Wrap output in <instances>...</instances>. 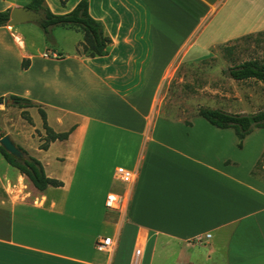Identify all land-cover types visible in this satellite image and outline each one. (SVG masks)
<instances>
[{
    "label": "crops",
    "instance_id": "0c3cea01",
    "mask_svg": "<svg viewBox=\"0 0 264 264\" xmlns=\"http://www.w3.org/2000/svg\"><path fill=\"white\" fill-rule=\"evenodd\" d=\"M30 1L0 0V10ZM79 1L45 5L67 13ZM87 1L111 38L103 55L80 53L71 30L59 58L19 25L0 27V96L32 102L0 104V128L63 182L40 190L0 152V264H264V181L252 173L264 145L247 159L229 128L156 117L176 60L198 61L215 21L220 35L263 31L264 0ZM40 109L67 138L41 147ZM118 166L136 171L132 187ZM112 191L130 194L125 217L106 208ZM100 235L116 238L112 252L96 249Z\"/></svg>",
    "mask_w": 264,
    "mask_h": 264
},
{
    "label": "rangeland",
    "instance_id": "374dc122",
    "mask_svg": "<svg viewBox=\"0 0 264 264\" xmlns=\"http://www.w3.org/2000/svg\"><path fill=\"white\" fill-rule=\"evenodd\" d=\"M254 23L255 21H252V24ZM219 24V21H215V29L211 34L213 36H205V49L200 53L203 55L198 61L187 62L182 60L181 56L176 60L174 75L160 88L156 117L204 125L209 122L198 114L200 107L219 108L234 113H252L264 108V84L261 81L254 78L235 80L227 73L229 67L245 60L258 59L264 62V30L233 37L220 35L217 29ZM19 27L26 29L23 32L29 44H34L39 51H46L51 56L54 52L62 54L61 50L64 48L65 52L70 50L67 31L71 30L73 40L78 42L83 39L82 29L71 26H53L48 37L39 24L24 23ZM12 28L14 27H9L10 30ZM248 29L249 25L245 27L244 22L237 34H244ZM193 38L196 40L197 37ZM42 39L45 42L40 43ZM213 43L216 45H212ZM79 51L82 53V47ZM226 131L235 134L233 128ZM237 141L239 147L242 143L244 145L239 148V155L247 159H258V151L264 145V128H256L245 142L240 141L238 137ZM253 175L264 181V153L254 167Z\"/></svg>",
    "mask_w": 264,
    "mask_h": 264
},
{
    "label": "trees",
    "instance_id": "16d2710c",
    "mask_svg": "<svg viewBox=\"0 0 264 264\" xmlns=\"http://www.w3.org/2000/svg\"><path fill=\"white\" fill-rule=\"evenodd\" d=\"M27 6L43 13L45 20L40 26L46 34H50V28L53 26H75L81 28L83 31V39L80 42L83 54L93 57L103 55L106 52L111 38L105 34L103 24L90 14L87 0L79 1L67 13H54L45 5V0H31ZM10 12L11 8L0 10V27L7 25ZM63 56V54H57L59 58ZM28 64L29 60L23 61V66L26 67ZM227 73L235 80L254 78L264 84V62L258 59H249L232 65L227 69ZM7 99L12 105L21 108L32 106V102L29 99L18 95H9L8 97L0 96V104L6 103ZM40 113L44 119V127L46 129V136L44 142L41 144L42 148H46L53 140L68 137L70 131L55 132L48 126L45 112L40 109ZM198 114L214 126L219 128H233L240 141L246 138L256 128H264V108L252 113H234L219 108L200 107ZM22 115L31 122L27 111H23ZM4 135V131L0 128V138ZM18 147L26 156L23 162L10 155L2 146H0V152L10 164L16 166L22 173L26 174L36 188L44 190L50 185H63L61 180L47 176L42 163L38 159L30 156L23 147Z\"/></svg>",
    "mask_w": 264,
    "mask_h": 264
},
{
    "label": "built area",
    "instance_id": "2783aa9c",
    "mask_svg": "<svg viewBox=\"0 0 264 264\" xmlns=\"http://www.w3.org/2000/svg\"><path fill=\"white\" fill-rule=\"evenodd\" d=\"M116 179L132 187L136 181V171L124 166H118L115 171ZM130 202V194L123 192H109L105 199V206L108 210L118 214L119 217H125ZM116 245V238L112 235H100L95 240V247L99 251L112 252ZM141 254V249L135 250V256Z\"/></svg>",
    "mask_w": 264,
    "mask_h": 264
},
{
    "label": "water",
    "instance_id": "95a60500",
    "mask_svg": "<svg viewBox=\"0 0 264 264\" xmlns=\"http://www.w3.org/2000/svg\"><path fill=\"white\" fill-rule=\"evenodd\" d=\"M44 20L45 17L40 11L30 8L29 6H15L11 8L10 18L7 25L9 27H15L24 23H36L41 25ZM0 146L17 160L23 162L26 159V156L9 133L0 138Z\"/></svg>",
    "mask_w": 264,
    "mask_h": 264
}]
</instances>
